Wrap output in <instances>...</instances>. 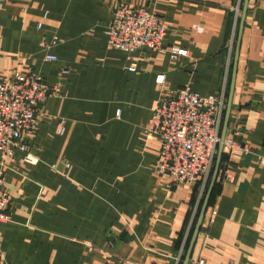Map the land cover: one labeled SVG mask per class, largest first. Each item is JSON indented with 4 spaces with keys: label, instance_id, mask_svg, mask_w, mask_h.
<instances>
[{
    "label": "crops",
    "instance_id": "0c3cea01",
    "mask_svg": "<svg viewBox=\"0 0 264 264\" xmlns=\"http://www.w3.org/2000/svg\"><path fill=\"white\" fill-rule=\"evenodd\" d=\"M121 2L161 14L164 48L128 60L109 46L106 25ZM243 2L0 0V77L36 71L61 87L26 150L0 157L13 196L0 223V264L183 262L202 184L158 177L161 142L146 130L164 90L219 93L228 73L224 124ZM171 46L187 54L172 59ZM227 137L247 150L224 147L220 174L227 164L234 177H218L189 264H264V0L249 1Z\"/></svg>",
    "mask_w": 264,
    "mask_h": 264
},
{
    "label": "built area",
    "instance_id": "2783aa9c",
    "mask_svg": "<svg viewBox=\"0 0 264 264\" xmlns=\"http://www.w3.org/2000/svg\"><path fill=\"white\" fill-rule=\"evenodd\" d=\"M239 12L237 8V14ZM41 26L42 22H39L38 27ZM167 32L163 18L157 11L125 2L115 8L112 19L106 25L109 46L123 51L128 60L138 49L164 48ZM169 50L172 59L187 54V50L177 46H171ZM46 60L59 62L55 54H47ZM128 69L135 71V64L131 63ZM63 72H68V68L65 67ZM227 76L228 73L219 93L201 95L193 91L189 84L177 90L162 92L146 132L158 137L161 142L154 171L168 186L200 182L204 191L221 142ZM156 81L163 84L164 75H158ZM60 91L59 83L48 84L36 71H18L0 77V157L12 159L16 150H26L28 139L36 132L45 102L59 95ZM58 131L64 133V122L60 123ZM224 147L228 152L247 150L245 145L232 137L225 139ZM26 160L33 162L29 154ZM260 160L264 163V157ZM65 165L69 167L68 163ZM218 177L232 180L233 170L226 164ZM12 201L13 196L5 187V172L0 169V223L10 219ZM216 214L217 211L213 209L210 221L214 220ZM197 263L204 264V260L200 259Z\"/></svg>",
    "mask_w": 264,
    "mask_h": 264
},
{
    "label": "water",
    "instance_id": "95a60500",
    "mask_svg": "<svg viewBox=\"0 0 264 264\" xmlns=\"http://www.w3.org/2000/svg\"><path fill=\"white\" fill-rule=\"evenodd\" d=\"M249 1L250 0H244L243 7H242V14H241V18H240V25H239V31H238V38H237V42H236V53H235L232 80H231V86H230L229 101H228V107H227V111H226L225 121L223 124L222 134H221V142L219 145V149H218V153H217L212 177H211L210 183L208 185L207 191L205 193V196L202 200L199 215H198V218H197V221H196V224H195V227H194V230H193V233H192V236H191V239H190V242H189V245H188V248H187V251H186V254H185V257H184L182 264H189V262L191 260L192 251H193V248H194V245L196 242V238H197L198 233L201 229L203 219L205 217L206 211H207L208 206H209L211 195L213 193L215 184L217 182V179H218V176H219V173L221 170V162H222V155H223V149H224V142L226 139V130H227V125H228V118H229V114H230V110H231L232 97H233L234 87H235V83H236V73H237V67H238V58H239V54H240V46H241V41H242V33H243L244 25H245V19H246V14L248 11Z\"/></svg>",
    "mask_w": 264,
    "mask_h": 264
},
{
    "label": "trees",
    "instance_id": "16d2710c",
    "mask_svg": "<svg viewBox=\"0 0 264 264\" xmlns=\"http://www.w3.org/2000/svg\"><path fill=\"white\" fill-rule=\"evenodd\" d=\"M221 164H222V163H221ZM221 168H222V167H221ZM212 173H213V170H212ZM211 177H212V174H211V176H210V178H209V180H208V183L206 184V187H205V189H204V191H203V194H202V195H203V198H204L205 193H206V191H207V188H208V185H209V183H210ZM218 185H219V182H218V179H217V182H216V184H215V187H214L213 193H212V195H211V198H210V202H209V204L212 202V199H213L214 193H215V191H216ZM202 200H203V199H202ZM186 246H187V245H186ZM179 264H182V260H181V262H180Z\"/></svg>",
    "mask_w": 264,
    "mask_h": 264
},
{
    "label": "rangeland",
    "instance_id": "374dc122",
    "mask_svg": "<svg viewBox=\"0 0 264 264\" xmlns=\"http://www.w3.org/2000/svg\"><path fill=\"white\" fill-rule=\"evenodd\" d=\"M206 187V186H205Z\"/></svg>",
    "mask_w": 264,
    "mask_h": 264
}]
</instances>
